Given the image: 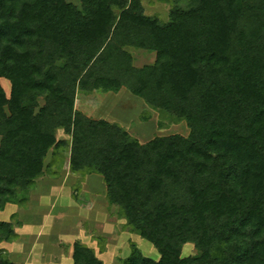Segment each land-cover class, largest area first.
Wrapping results in <instances>:
<instances>
[{"label": "trees", "instance_id": "16d2710c", "mask_svg": "<svg viewBox=\"0 0 264 264\" xmlns=\"http://www.w3.org/2000/svg\"><path fill=\"white\" fill-rule=\"evenodd\" d=\"M186 1L162 22L142 0H0V210L26 205L49 152L70 147L71 169L102 175L160 253L132 244L124 264H264V0ZM128 48L156 59L135 66ZM123 88L189 135L143 143L75 107L79 91ZM15 236L2 221L0 242ZM0 264L16 263L3 250ZM73 264L103 261L76 241Z\"/></svg>", "mask_w": 264, "mask_h": 264}, {"label": "rangeland", "instance_id": "374dc122", "mask_svg": "<svg viewBox=\"0 0 264 264\" xmlns=\"http://www.w3.org/2000/svg\"><path fill=\"white\" fill-rule=\"evenodd\" d=\"M72 1L80 4L79 0ZM142 2L145 13L157 16L162 22L169 20L173 6L187 5L186 0ZM128 51L133 54L135 66L152 64L156 59L155 52L142 48H128ZM0 82L9 96L11 82L4 77L0 78ZM40 102L42 104L43 100ZM75 107L92 118L120 123L143 143L174 133L189 135L185 120L172 117L167 111L152 109L142 97L134 95L127 88L117 93L79 91ZM144 115H148V118ZM56 136L65 139L71 137L63 129H58ZM1 139L0 135V142ZM69 159L70 147L56 156L50 151L45 160L49 169L30 191V201L26 205L15 203L17 206L0 211V221L9 220V215L13 214L10 220L22 224L18 229L19 237L15 236L10 241L17 248L14 253L16 261L21 264H73L76 241L94 248L103 264H124L123 259L130 255L132 244L137 245L145 255L158 260L160 253L155 245L131 231L127 219L118 213L119 207L110 205L102 175L74 172ZM26 244H31L32 251L21 253L22 246ZM196 251L194 244L187 243L183 256L193 255Z\"/></svg>", "mask_w": 264, "mask_h": 264}, {"label": "crops", "instance_id": "0c3cea01", "mask_svg": "<svg viewBox=\"0 0 264 264\" xmlns=\"http://www.w3.org/2000/svg\"><path fill=\"white\" fill-rule=\"evenodd\" d=\"M9 206H12V207H15V206H17V204H15V203H12V202H9V203H7L6 205H5V207L2 209L3 211H6V209L9 207ZM2 210H0V211H2ZM19 210V209H18ZM17 210V211H18ZM17 211H15V212H17ZM16 214V213H15ZM12 215L13 214H10L9 215V220H2V221H9V222H11V223H13L14 224V229H15V232H16V236H18L19 237V234H20V230H18V229H21V227H19L20 225H22V224H16L15 222H13L12 220H10V218H12ZM2 221H0V223L2 222ZM16 222H18L19 220H15ZM59 223V222H58ZM19 227V228H18ZM44 227H45V225H44ZM22 233V232H21ZM32 246H31V244H26V245H24V246H22V248H21V246L19 247L20 249H22L21 250V253H28L29 251L31 252L32 251V248H31ZM34 249V248H33ZM0 250L1 251H3L4 250V252H7L8 253V257L12 260V261H14L16 264H21V263H18L17 261H16V259H15V256H14V253H15V251L17 250V248H16V245H15V243L14 242H10V241H6V240H3V241H1L0 242ZM9 251V252H8ZM18 253H20V252H18ZM26 257V255L24 256V258ZM22 258H23V254H22V256H21V260H22ZM20 261V260H19Z\"/></svg>", "mask_w": 264, "mask_h": 264}]
</instances>
